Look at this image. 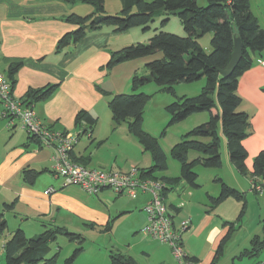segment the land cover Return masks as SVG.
<instances>
[{"label": "crops", "instance_id": "crops-1", "mask_svg": "<svg viewBox=\"0 0 264 264\" xmlns=\"http://www.w3.org/2000/svg\"><path fill=\"white\" fill-rule=\"evenodd\" d=\"M77 3H67L63 0H0V73L10 81L8 73L12 62L22 61V66L14 76V85L10 82L14 97L20 100H24L30 89L60 84L52 97L38 100L33 104L37 116L56 129L76 133L77 113L82 110L92 113L98 118V123L91 135H82V139L79 138L74 155L86 157L87 165L92 168L128 169L131 166L129 163H113L105 156L95 154L94 145L98 147L105 143L106 139L103 138L106 134L102 135L101 132L109 125L112 129L114 124L108 105L111 94L105 95L101 88L112 93L132 91V77L137 72L128 73L129 75L121 78V73L114 70L121 69L124 63L116 65L111 70L106 68V64L112 52L136 40H133V36L128 39L132 32L130 30L115 32L107 27L89 32L79 42L70 44L63 52L58 53L56 51L58 40L78 27L66 21L65 17L71 13L84 15ZM83 10L86 11V15L93 12L92 9ZM257 18L264 27L262 20L258 16ZM142 60H145L143 61L145 63L148 61L145 58ZM263 60L264 52L255 53L252 67L244 72L238 83V93L243 99L239 109L247 112L250 117V135L244 140L248 152L246 165L249 171L253 170L254 158L264 149ZM112 74H117L118 81L113 82ZM186 84L189 83L176 85V88L190 86L181 95H195L202 87V83ZM141 90L147 93L154 91L147 90V85ZM169 96L165 98L166 105L176 98L172 94ZM195 114L190 115L191 118L200 116ZM107 118L109 123H106ZM121 126L117 132L120 134L123 132L125 136L129 134L131 140L136 138L131 133H126ZM84 136H87L85 141ZM53 153V147L44 145L38 137L23 128L18 120L11 123L10 119L3 115L0 106V211L4 210L5 203L16 201L12 210L4 212L8 220V231L2 238L0 254H4V243L17 228H22L26 234L41 233L46 227L55 225L65 226L70 230L72 222L63 217H71L84 226L87 223H94L96 226L94 229L101 232H104L102 230L104 225L115 216L117 218L108 231H115L119 222L131 216L141 218L140 229L147 224L144 206L149 198L148 193L138 192L130 197L126 194H116L111 190L109 191L113 194L108 195L104 189L93 195L78 185L63 188L61 178L55 177L53 173ZM221 153L222 166L226 168L229 178L216 177L213 183L216 190L220 189L216 181L225 179L226 183L236 189L250 191L251 178L239 173L230 161L227 139L222 137V133ZM138 157L139 155L134 160ZM137 162L140 168L149 167L140 164V158ZM26 167L40 171L33 183L24 178L23 169ZM168 171L169 162L168 169L163 174L173 177L180 174V170L178 174H171ZM216 174L215 176H218ZM204 185L201 183V187L193 188L187 181L182 180L177 185L169 186L165 196L176 226L186 219L190 221L189 228L182 236L185 264H264V248L257 255L239 256L244 249L251 248L249 245L252 246L253 237L259 236L264 240L259 227L255 224L245 228V235L240 236L251 205L247 203L246 212L239 223L242 202L229 197L213 206L210 196H218L216 193L220 194L221 189L213 192L208 189L203 191ZM49 187H55L57 191L46 194L45 190ZM262 196L264 197V193ZM258 202L261 210L260 200ZM27 218L34 220L32 228H30L32 223L26 221ZM229 222H236L234 234L224 246L223 253L214 260L221 240L230 230ZM136 243H139L144 261L141 258L137 260L129 251L125 254L132 256L139 264H179L175 256H172V248L166 243H161L145 233L138 236ZM4 262L3 255L0 257V264Z\"/></svg>", "mask_w": 264, "mask_h": 264}, {"label": "trees", "instance_id": "trees-1", "mask_svg": "<svg viewBox=\"0 0 264 264\" xmlns=\"http://www.w3.org/2000/svg\"><path fill=\"white\" fill-rule=\"evenodd\" d=\"M67 3L83 2L94 7L88 15L71 13L65 20L78 25L76 29L64 34L57 42L56 51L63 52L70 44L79 42L87 33L110 27L115 32L128 31L134 27L150 28L151 22L158 16H164L163 22L175 14L182 22L186 35L158 31L148 42H136L111 53L106 68L111 70L125 61L145 58L146 71L136 72L132 77L133 93H112L101 90L109 95L108 105L115 124L126 123L129 133L134 135L145 151L152 157V165L140 168L142 175L160 179L165 183L162 194L165 197L169 186L177 185L182 180L193 188L199 187L197 182V166H222L221 133L226 136L230 161L239 173L251 178V183L264 185V149L254 158L253 170L246 165L248 152L244 140L250 135V117L247 112L239 109L243 102L238 93V83L245 71L254 63V54L264 52V28L251 7V0H207L206 5H199L197 0H121L119 14L102 16L106 11L105 0H63ZM229 15V16H227ZM212 33L211 51L200 43V38ZM234 35L240 36L244 43L243 55L233 73L229 76L221 74L230 61L234 47ZM22 66V61H13L9 68V80L14 85V76ZM154 82L158 89L173 94L175 100L165 106L169 115L168 126L186 119L198 112H209V119L196 125L185 133L182 139L171 150V156L180 163V174L177 177L164 175L168 169V155L162 148L158 138L143 128V115L151 93L141 88ZM201 90L195 95H176L179 83H201ZM60 84H50L39 89H30L23 103L33 105L41 99L52 97ZM141 90V91H140ZM98 118L92 113L82 110L75 117V128L79 138L91 135ZM220 126L222 131L220 132ZM54 127V126H52ZM197 156L190 159V153ZM73 152V157H74ZM78 162L87 163L86 157H77ZM126 170V169H120ZM161 173V174H160ZM26 181L33 183L40 171L32 168L23 169ZM221 192L218 196H210L213 206L232 197L242 202L240 223L247 207V191H241L220 179ZM255 195L259 192L251 185ZM16 201L5 203L0 211V237L8 231V220L4 212L12 210ZM170 210V209H169ZM175 223L174 215L172 214ZM115 219H111L104 230H111ZM190 223V222H189ZM230 230L218 246L216 260L224 251V246L231 240L236 222H229ZM87 225L94 226L93 223ZM176 225V223H175ZM59 234L79 237L80 234L65 226H48L40 234L28 237L22 228L15 229L6 239L4 264H58V255L48 257L50 244ZM184 234V233H183ZM264 248V240L259 236L252 239V246L244 249L240 257L257 255ZM77 250L67 262H72ZM110 264H139L132 256L122 252L111 254Z\"/></svg>", "mask_w": 264, "mask_h": 264}, {"label": "rangeland", "instance_id": "rangeland-1", "mask_svg": "<svg viewBox=\"0 0 264 264\" xmlns=\"http://www.w3.org/2000/svg\"><path fill=\"white\" fill-rule=\"evenodd\" d=\"M197 2L199 5H202V6L207 4V0H197ZM77 4L80 5L79 6L80 12L84 13V15H86L87 13H85L86 11H84L83 9H86V10L92 9V11H94V7L90 4H85V3L83 4L81 2H78ZM251 7L254 13L256 14V16H258L259 19L262 20L264 24V0H251ZM121 8H122L121 0H105L106 11L102 13V16L119 14L121 11ZM164 18H165L164 16H158L157 18H155V20L151 22V24L149 25L150 28L147 30H144L143 27H134V28L129 29L132 32L130 33V36L128 37V39L130 40V38H132L133 36V40H136L135 42L133 41L130 44H133L136 42H142V43L148 42L149 38L158 31L175 33L181 36L186 35L184 26L177 15L175 14L170 15L169 20L166 22H163ZM133 33H136V34H133ZM140 38L141 40H139ZM211 38H212V33H208L200 38V43L203 46H205L207 52L211 51V48H210ZM142 59L144 58L125 61L123 62L124 64L121 69H116L114 71L116 73L120 72L121 78H124V75L128 73L130 74L136 71L139 74H143L146 71V67H145L146 63L143 62L145 60H142ZM112 80L113 82L118 81L117 74H112ZM201 83L203 84V82ZM196 84L200 85V83H196ZM196 84L193 83L192 85H196ZM186 85H189V84H186ZM187 87H190V86H186V88H179V87L176 88L177 89L176 95L182 96L181 95L182 92H184V90L187 89ZM147 90H154V91L153 93H151L153 94L152 98L148 102L145 108V112L143 115V128L145 129V131L151 133L154 137L158 138L162 148L168 155V162H169L168 172L171 174H178L180 170V163L174 158H172L170 154L172 148L175 146L176 143H178L182 139L185 133L190 131L196 125L205 122V120L207 121L209 119L210 114L207 111L198 112L195 114V115H200V116H195L197 118H191V116H188L186 119L180 122H177L171 126H168L170 117L165 110L166 104H164V102H165V98L170 97L169 95L171 94H168V92L158 89V86L154 82L147 84ZM125 93H133V92L128 91ZM109 119L111 118L109 117ZM109 119L107 118L106 123H109ZM112 122H114L113 119H112ZM101 123H103V119ZM195 123L197 124L194 125ZM122 124L123 125L121 126V125H117L114 123L112 129L110 125L108 127H105V130H103L101 134L102 135L106 134V137L103 138V140L106 139V141L103 145H99L98 147L94 145L95 154L105 156L107 160L112 161L113 163L126 162V163L131 164V166L128 167V169L126 170H130L132 167L134 168L139 167L137 165L138 158L141 159L140 164H145L146 166L152 165L153 161H152V157L150 153L144 150L142 145L138 142L137 138H134L131 140V136L129 134H126L125 136L123 132L121 134L120 132H117L120 126L123 127L122 129H124L126 133L129 132L127 124L126 123H122ZM221 131H222V128L220 126V132ZM222 137L224 138L226 136L222 134ZM86 139H87V136H84L83 141H85ZM73 152L72 151L70 152L71 158L73 161L78 162L74 159ZM137 155H139V157L134 160V158ZM197 155H198L197 152L192 151L189 157L190 159H193ZM78 163L83 164L88 168H92L87 165L88 163L86 164L82 162H78ZM54 164H55V161L52 158V167L54 166ZM92 169H101V168L93 167ZM195 170L200 176H202L201 178L200 176L197 178V182L198 183L201 182L205 184L204 188L202 189L203 191H206L208 189L211 192H213L214 190H216V187H214V184H213L215 183L216 177L225 178V179L229 178V175L226 172V168H224L223 166L208 167V168L197 166ZM210 173H213V175H210ZM215 174L218 176H215ZM218 182L219 181L217 180L216 185L217 187H220L221 189V183L220 182L218 183ZM261 185L264 188V185L263 184ZM105 190H106L105 194H108V195L113 194V192H111L112 191L111 189H105ZM219 190L217 189L216 191H219ZM252 191H253L252 188H250V191H247L248 192L247 193V203L249 206L251 205L250 206L251 208L249 209V213L244 223L245 227L240 231L241 237L245 235V232H246L245 228H247L251 224H255L256 226H258L261 236H264V200H263L264 197L262 196L264 191L263 193L259 192V195H255L253 193L254 191L253 192ZM50 193H54V192H50ZM46 194H49V193H46ZM91 194L96 195L98 193H91ZM216 194L219 195V193H216ZM259 200L261 202V210H260V204L258 202ZM63 218L69 220V222H72L71 224L72 226L71 225L69 226L70 230H72L75 233L80 234V236L70 237L66 234H59L57 238L50 244L51 252L49 253L48 257L54 254L58 255L57 257L58 264H110L112 253H115V252L127 253V251H129L131 255L135 256L137 260L141 258L144 261V258L142 257V254H141L142 252H141L139 243H136V241L138 240V236L144 234L142 230L140 229V226L142 225L140 217L136 216L135 218H132L131 216L128 219H124L123 221L119 222L120 224L117 225L116 227L117 229H115V231L113 232L106 231L104 230V228L102 229L104 230V232L94 229L96 227L94 223H93L94 226H90V225L84 226L82 224H79L76 220H73L71 217H63ZM116 218L117 216L112 217L111 219H116ZM28 220L32 223L30 227L32 228L34 225V220L27 218L26 221ZM87 226H90L91 228ZM38 234L40 233L36 234V233L29 232L27 233V236L33 237ZM4 236L0 237V252H1V241H2V238H4ZM249 247L251 246L249 245ZM77 250L79 251L77 252L76 257L73 259L72 262L68 263L67 259H69ZM169 253H171V251H169ZM1 255L3 256L4 254H0V257H2ZM144 264H147V263H144Z\"/></svg>", "mask_w": 264, "mask_h": 264}, {"label": "built area", "instance_id": "built-area-1", "mask_svg": "<svg viewBox=\"0 0 264 264\" xmlns=\"http://www.w3.org/2000/svg\"><path fill=\"white\" fill-rule=\"evenodd\" d=\"M264 65V60L262 61ZM0 106L3 115L13 123L18 120L30 134L38 137L44 145L54 148L52 167L55 177L61 178V186L78 185L89 193H99L104 189H111L116 194H126L130 197L138 192H146L149 198L144 206L148 222L142 227V232L172 248V253L185 264V251L182 243L183 233L189 228V219L176 226L169 210L162 190L165 183L160 179H153L142 175L139 167L130 170L92 169L75 162L70 152L74 151L79 141L78 133L56 129L41 120L33 105H26L22 100L14 97L11 83L0 73ZM255 189L263 193V186L252 184ZM55 187H49L45 193L55 192Z\"/></svg>", "mask_w": 264, "mask_h": 264}, {"label": "water", "instance_id": "water-1", "mask_svg": "<svg viewBox=\"0 0 264 264\" xmlns=\"http://www.w3.org/2000/svg\"><path fill=\"white\" fill-rule=\"evenodd\" d=\"M229 16V15H227ZM244 50V43L240 36L234 35V47L231 54V58L229 63L227 64L225 69L221 70V74L224 76H229L233 73L238 63L241 60Z\"/></svg>", "mask_w": 264, "mask_h": 264}]
</instances>
